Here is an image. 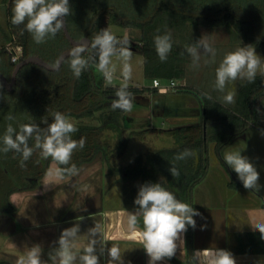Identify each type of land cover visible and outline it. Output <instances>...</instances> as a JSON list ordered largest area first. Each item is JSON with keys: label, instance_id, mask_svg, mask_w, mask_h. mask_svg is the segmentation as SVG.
<instances>
[{"label": "trees", "instance_id": "16d2710c", "mask_svg": "<svg viewBox=\"0 0 264 264\" xmlns=\"http://www.w3.org/2000/svg\"><path fill=\"white\" fill-rule=\"evenodd\" d=\"M148 2L135 4L131 0H69L71 14L65 18L67 27L76 40L82 37L91 40L102 29L107 28L111 31L112 25L139 28L141 34L135 38L138 42L135 47L143 54L145 76L152 80L181 79L185 72L184 43L181 47L172 46L165 61H161L156 53L154 37L166 33L165 25L173 29L171 33L173 45L176 42L174 38L184 39L186 32L189 34V31L201 25H226L231 26L235 33L242 37L246 46L264 53V28L257 27L254 20L245 16L241 9L226 5H210L207 2L185 7L180 0ZM12 8L13 0L8 8L9 32L6 33V39L21 47L22 58L38 55L54 65L59 55L72 47L63 30L55 36L56 43L51 41L50 45V42L46 41V44H37L23 24H12ZM121 40H127L129 49L134 47L130 40ZM89 53L95 55L92 50L85 55L89 56ZM11 59L12 54L0 45V72L8 81L16 64ZM119 87L106 86L103 77L97 75L95 67H89L76 78L67 63V58L57 70H48L38 64L29 63L18 71L13 89H7L0 79V138L9 124L17 131L21 124L30 123H37L41 128H45L47 125L42 123L43 119L51 123L53 113L61 112L71 118L78 128V131L72 134V138L85 140L83 149L74 151L70 164H75L79 168L81 164L101 155L109 173L118 176L117 180L124 182L123 193L126 203H130L138 187L143 184L161 183L177 199L190 204L193 188L207 173L208 144L215 142L216 147L220 148L250 123L264 129V106L261 103L264 97V76L261 74H257L255 82L244 81L241 84L235 104L231 106L221 103L212 95L196 94L201 105L199 121L179 125L173 130L176 145L172 148H160L152 153L154 173L161 174L166 179L165 183L158 182L154 180V175L149 170L140 167L139 161L134 166H116L115 158L122 157L127 147L129 135L125 136L124 130L129 128L130 123L123 111L113 110L112 103H109ZM177 88V91L190 92L183 85ZM149 89L128 86L132 95H142ZM152 90L156 92L155 88ZM9 116L13 119L9 120ZM148 130L158 131L151 128ZM109 132L118 135V141L114 144L111 139L115 136ZM29 143L31 145L33 142ZM114 149H117L116 154ZM186 149L193 154L183 160H176V156ZM21 159V155L13 151L0 152V213L13 212L15 208L9 200V195L14 191L37 187L52 161L51 158L42 159L39 151L33 153L24 167L20 166ZM172 166L178 169L179 176L171 175L169 169ZM115 182L116 178L111 185ZM252 237L251 244L254 246H261L264 242L260 233H254ZM254 251L264 253L260 248ZM0 264L5 262L0 261ZM187 264H191V259H187Z\"/></svg>", "mask_w": 264, "mask_h": 264}, {"label": "crops", "instance_id": "0c3cea01", "mask_svg": "<svg viewBox=\"0 0 264 264\" xmlns=\"http://www.w3.org/2000/svg\"><path fill=\"white\" fill-rule=\"evenodd\" d=\"M11 1L0 0V43H11L6 39V33L9 32L8 8ZM17 48L21 50V47L17 46ZM14 50L17 51L16 48ZM148 88L150 89L144 94L139 95L147 100L146 104L133 101L136 109L143 107L147 111L148 115L144 118L145 124H143L146 125L147 130L151 128L158 130L152 132H161L164 129L152 126L150 119L152 116L166 117L174 130L183 122L199 121L201 105L196 97L184 105L187 117H180L183 112L180 110L181 107H168L165 103H158V99L169 90L178 92V88L165 90L153 85ZM153 88L156 92L152 90ZM210 90L216 91L213 86ZM236 98L237 94L232 105L235 104ZM263 102L264 97L261 100L264 106ZM137 105L143 106L137 107ZM167 109H170L169 112ZM127 119L131 123L135 122L136 118L127 117ZM138 120L143 118L140 117L136 121ZM171 137L175 146L173 132ZM160 148L166 147H156L146 153L144 158L137 152L134 162L128 165H137L139 161L140 167L149 170L154 175L155 181L165 183V177L154 173L151 163L153 151ZM225 150L242 151V155H256L251 162L259 172V184L262 186L260 191L246 190L237 174L228 165L226 170L218 158ZM209 153L213 156L211 161L208 158V168L211 164L215 175L205 180L204 178L209 175L207 169L206 176L193 188L189 204L201 214L194 217L196 227L193 229L189 226L182 234V240L177 241L175 255L158 264H187L188 258L191 259V264H194L193 253L204 249L230 251L236 264L264 260V253L254 251L259 248L264 250V242L261 246L251 244L252 234L259 233L257 226L264 225V129L250 123L220 148L216 147L215 142H210L208 155ZM124 155L118 159L123 158ZM58 168L60 167L57 162L50 161L37 187L14 191L9 195V200L15 209L11 213H0V261L5 264H17L28 248L39 245L42 249L41 259L51 264L49 252L58 247L57 242L64 229L78 225L81 234H84L97 225L99 234L95 238L98 255L102 245L105 249L116 245L120 248L124 264H148L149 257L142 248L139 236L142 224L138 225L136 230L129 231L127 222L128 213L135 212L138 207L134 204L138 191L130 203H126L123 191L119 193L114 188L108 189L107 165L101 155L81 164L75 176L64 175L61 179L55 174ZM117 178L115 184L120 181ZM123 185L124 182L121 185L122 190ZM206 216L209 217V229L206 228L208 224ZM85 246L86 242H78L75 250L79 253ZM251 257L261 259L252 260ZM108 259L105 250L104 255L99 258L100 264H108Z\"/></svg>", "mask_w": 264, "mask_h": 264}, {"label": "clouds", "instance_id": "9594fccd", "mask_svg": "<svg viewBox=\"0 0 264 264\" xmlns=\"http://www.w3.org/2000/svg\"><path fill=\"white\" fill-rule=\"evenodd\" d=\"M12 13V24H23L33 40L37 44H42L48 39H54L57 33L65 28V18L71 14V6L69 0H13ZM127 44V40L119 39L105 28L100 30L90 43L76 42L67 56V63L76 78L89 67H95L109 83L113 80L115 67L112 57L120 58L121 75L125 83L117 88L111 106L113 110L119 109L126 113L133 109V96L126 83L132 76L130 64L132 53ZM154 45L160 60H167L173 46L171 33L156 35ZM89 50L95 53L91 57V63L89 56L85 55ZM186 51L192 58L193 67L199 66L202 55H210L212 62L216 56V50L203 37L187 45ZM63 60L64 57H61V61ZM59 63L58 61L52 67L59 68ZM258 72L264 76V58L256 53L255 48L239 47L226 53L215 69L214 88L224 93L227 85L237 79L255 82ZM235 95V89L228 90L223 99L227 103H234ZM8 119L13 118L9 116ZM42 123L47 126L41 128L37 123L21 124L18 131L9 124L0 138L2 143L0 152L13 151L20 154L22 157L20 166L24 167L33 153L39 151L42 159L51 158L58 165L65 166L58 168L55 173L61 179L65 174L77 175L78 168L70 162L74 151L83 149L85 140L72 138V134L78 131L74 122L63 113L55 112L51 123H48L47 119H43ZM29 141L33 143L30 145ZM192 154L186 149L176 156V160H183ZM223 159L237 174L246 190L260 191L262 186L259 184V172L250 159L242 155V151L226 152ZM169 171L173 177L179 176L175 166ZM134 204L138 207L135 212L128 213V229L136 230L138 225L142 224L139 236L142 248L149 257L148 264H158L166 258L171 259L176 253L177 241L182 240V234L189 226L193 229L196 227L194 217L201 215L192 205L177 199L161 183H145L140 186ZM257 230L261 234V239H264V225H258ZM97 234H99L97 225L84 234H81L78 225L64 229L58 239V247L49 252V261L51 264H100L99 258L106 250L108 264H124L120 248L116 245L107 249L102 245L99 255L97 254L95 238ZM78 242H86V246L79 253L75 250ZM41 253V247L34 245L28 248L17 264H48L41 259ZM193 259L194 264H236L233 254L223 249L198 250L193 253Z\"/></svg>", "mask_w": 264, "mask_h": 264}, {"label": "rangeland", "instance_id": "374dc122", "mask_svg": "<svg viewBox=\"0 0 264 264\" xmlns=\"http://www.w3.org/2000/svg\"><path fill=\"white\" fill-rule=\"evenodd\" d=\"M135 4L140 3H147L150 0H131ZM153 1V0H152ZM203 2H207L210 5H226L230 6L234 9H241L244 12V15L247 17H250L254 20V23L257 27L264 28V0H180V3L183 7L186 6H193L196 4H202ZM150 3V2H148ZM147 3V4H148ZM153 3V2H152ZM151 3V4H152ZM180 4V5H181ZM150 5H148L149 7ZM111 31L118 36L119 39H128L131 41L133 48L130 49L132 55L130 59V64L132 68V76L131 79L126 81L128 86H137V87H152L153 80L151 78H148L144 74V63H143V54L140 50H138L135 47V44H138V42L135 40V38L140 37L141 31L139 28H125L117 25L110 26ZM164 32L166 33H172L173 29L171 26H164ZM190 33H185L184 39L179 38L175 39V44L173 45L176 47H181L182 44H185V48L183 49V66H184V76L181 79H175L178 83L176 88L178 86H188V91H178L173 92L172 89L169 90L163 97L158 99V103H165L168 107H181L180 110L183 111L180 115V117H185L187 115L186 113V107L184 106L186 102H189L190 100L194 99L196 97V94L205 93L208 95H212L215 97L218 101L221 103L231 106L232 103H227L224 101L223 97L226 94L228 90L235 89L236 94L238 92V89L243 82V80L237 79L235 82L229 83L226 87V90L224 93L220 91L212 92L210 89L215 83V69L219 66V63L223 59L224 55L228 52L235 51L239 47L246 46L243 42V39L240 35L235 33L233 28L231 26H211V25H201L196 29H193L192 31H189ZM207 39V41L211 44V46L216 50V56L214 62H212L211 56H203L201 57L200 63L198 67L192 66V58L186 51V46L191 45L195 42H197L201 38ZM185 40V41H183ZM56 43L54 39H48L47 42H50L49 44L52 45V43ZM1 42V41H0ZM46 44V42H44ZM134 44V45H133ZM1 46L4 48H11L18 51L19 49L14 43H0ZM141 45V42H139V46ZM250 47V46H249ZM253 48V47H252ZM256 50V49H255ZM256 53L261 57L264 58V53L259 52L256 50ZM19 59L22 58V53H18ZM94 56L91 53H89V58L91 60V57ZM209 61L208 63H205V61ZM19 61V60H18ZM16 61V63L18 62ZM112 63L115 66L114 72H113V80L112 84L114 86H121V84L125 83L122 75H121V69H122V60L116 56L112 57ZM97 75L103 77V74L96 70ZM259 73V72H258ZM214 78V79H213ZM161 86H168L169 81L168 79H158ZM175 89V88H174ZM187 89V88H186ZM215 89V88H214ZM236 97V95H235ZM235 99V98H234ZM136 100L140 101L141 103L146 104L147 100L143 97H137ZM264 104V102H263ZM133 104V109L131 112H124V114L127 117H135V122L129 123V128H126L124 130V135L128 136L127 139V150L123 158L116 160V166H123L128 165L134 162L135 156L137 155V152L141 155L142 158L145 157V154L150 152L152 149L156 147H173L174 146V140L171 137V133L173 132L174 128L171 125V122L166 117L161 116H152L151 123L152 126H155L157 128L162 127L163 131L161 132H152L147 130L145 124V117L148 115L147 111L141 107L143 105H137V107H141L139 109H136ZM147 108V105H145ZM170 109H167V112H169ZM170 114H168L167 117H169ZM143 118V120H138L139 118ZM187 117V116H186ZM187 119V118H186ZM71 121H73L70 118ZM131 121V120H130ZM141 121V123L139 122ZM186 123V122H183ZM133 133V134H130ZM109 134H113L115 138L111 139L112 144L114 142L118 141L117 139V133L109 132ZM131 135V136H130ZM227 152L225 150L221 153V155L218 156L220 159L222 165L227 169V164L224 162V154ZM117 153V149H114V154ZM246 154V153H245ZM212 154L209 153L208 158L211 161ZM250 159V161L253 159L254 154L251 155H244ZM256 158V155L254 156ZM214 168L210 164L208 168V176L205 177V180H209L211 176H214L213 174ZM107 177H106V185L108 189L114 188L115 190L122 192V181H117L116 184L111 186V183L115 178L118 176L111 175L109 173L108 167L106 168ZM228 172V171H227ZM110 186V187H109ZM204 186V185H203ZM113 189V190H114ZM206 220L208 221L207 227L209 229V217L206 216ZM252 260L254 259H261L260 257H251ZM243 264H264V260H255L250 262H245Z\"/></svg>", "mask_w": 264, "mask_h": 264}, {"label": "water", "instance_id": "95a60500", "mask_svg": "<svg viewBox=\"0 0 264 264\" xmlns=\"http://www.w3.org/2000/svg\"><path fill=\"white\" fill-rule=\"evenodd\" d=\"M63 32L66 36V38L69 40V42L71 43L72 47L75 45L76 42L78 41H83L85 43H90V39L87 38V37H82L80 38L79 40H76L74 39V37L70 34L69 30H68V27H67V23H66V19H65V28L63 29ZM71 47V48H72ZM66 49L64 50L58 57V60L57 62L59 61V68L60 66L62 65V63L64 62V60L67 58L68 56V51L71 49ZM61 57H64V60L61 61ZM56 62V63H57ZM29 63H35V64H38L48 70H57L59 68H53L52 65L53 64H50L49 62L45 61L43 58H41L40 56L38 55H30L28 57H24V58H21L16 64H15V67L13 69V72H12V75H11V79L10 81L7 80V78L0 72V79L2 80L4 86L11 90L15 87V84H16V77H17V74H18V71L25 65L29 64ZM106 86L108 87H112L114 86L112 83H106ZM113 101V99H112ZM112 101H110L109 103H112Z\"/></svg>", "mask_w": 264, "mask_h": 264}, {"label": "built area", "instance_id": "2783aa9c", "mask_svg": "<svg viewBox=\"0 0 264 264\" xmlns=\"http://www.w3.org/2000/svg\"><path fill=\"white\" fill-rule=\"evenodd\" d=\"M8 51L12 54V59H11L12 62H16V61L19 60V55H18L17 52H18V51L21 52V50L15 51L14 49L9 48ZM103 80H104L105 83H109V82L104 78V76H103ZM111 82H112V81H111ZM177 85H178V83H177L176 80H170L168 86H161V84H160V82H159L158 79H154V80H153V86H154V87H161V88H163V89H165V90H167L168 88H176Z\"/></svg>", "mask_w": 264, "mask_h": 264}, {"label": "flooded vegetation", "instance_id": "af4514ba", "mask_svg": "<svg viewBox=\"0 0 264 264\" xmlns=\"http://www.w3.org/2000/svg\"><path fill=\"white\" fill-rule=\"evenodd\" d=\"M114 97L112 99H115V95H113ZM133 96V101L139 102L138 100H136V97L139 95H132Z\"/></svg>", "mask_w": 264, "mask_h": 264}]
</instances>
